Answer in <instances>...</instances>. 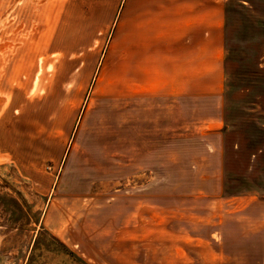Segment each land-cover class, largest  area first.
<instances>
[{"label":"rangeland","instance_id":"obj_1","mask_svg":"<svg viewBox=\"0 0 264 264\" xmlns=\"http://www.w3.org/2000/svg\"><path fill=\"white\" fill-rule=\"evenodd\" d=\"M226 1L221 86L173 93L0 7V264H264V0Z\"/></svg>","mask_w":264,"mask_h":264},{"label":"crops","instance_id":"obj_2","mask_svg":"<svg viewBox=\"0 0 264 264\" xmlns=\"http://www.w3.org/2000/svg\"><path fill=\"white\" fill-rule=\"evenodd\" d=\"M11 3L10 13L33 24L34 34L28 37L41 42L35 44L38 54L62 53L60 47L69 39L88 36L103 40L112 28L101 65L123 70L126 80L139 75L138 86L172 93L179 88L187 91L222 84L227 54L226 0H0V7ZM121 52L122 66L117 67L115 56ZM256 214L257 231H263L264 210L254 209ZM44 225H48L46 221ZM124 229V242L133 246L131 223ZM122 262L133 264L130 256H124Z\"/></svg>","mask_w":264,"mask_h":264}]
</instances>
